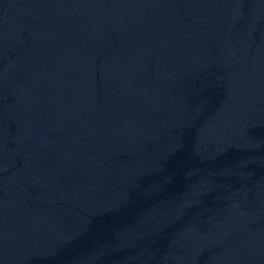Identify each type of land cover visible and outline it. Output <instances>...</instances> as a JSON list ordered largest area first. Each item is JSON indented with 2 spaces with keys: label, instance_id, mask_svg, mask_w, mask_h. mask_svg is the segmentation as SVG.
I'll return each instance as SVG.
<instances>
[{
  "label": "water",
  "instance_id": "water-1",
  "mask_svg": "<svg viewBox=\"0 0 264 264\" xmlns=\"http://www.w3.org/2000/svg\"><path fill=\"white\" fill-rule=\"evenodd\" d=\"M0 264H264V0H0Z\"/></svg>",
  "mask_w": 264,
  "mask_h": 264
}]
</instances>
